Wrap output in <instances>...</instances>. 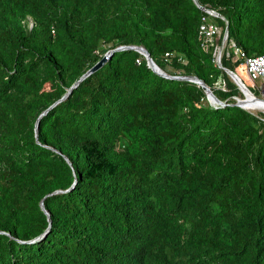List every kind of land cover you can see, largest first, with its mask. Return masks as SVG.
I'll list each match as a JSON object with an SVG mask.
<instances>
[{
    "label": "trees",
    "instance_id": "obj_1",
    "mask_svg": "<svg viewBox=\"0 0 264 264\" xmlns=\"http://www.w3.org/2000/svg\"><path fill=\"white\" fill-rule=\"evenodd\" d=\"M197 2L0 0V264H264V114L215 60L264 55V0ZM120 45L225 105L124 49L52 106Z\"/></svg>",
    "mask_w": 264,
    "mask_h": 264
},
{
    "label": "water",
    "instance_id": "obj_2",
    "mask_svg": "<svg viewBox=\"0 0 264 264\" xmlns=\"http://www.w3.org/2000/svg\"><path fill=\"white\" fill-rule=\"evenodd\" d=\"M195 3L198 2L197 0H194ZM199 7H201L200 5H198ZM203 10H205L206 12H208L210 15L215 16V17H220L223 18V16L221 14H219L218 12L211 10V9H206L201 7ZM228 37V25L225 26L224 32H223V36H222V41H221V45L219 46V53L216 57V63L218 64L219 67H222L223 70L227 73V75L230 77V79L238 86V88L240 89V91L243 94L242 98L239 97H235V102L233 103L236 106H239L243 109L248 110V108L244 105L246 103V101H261L264 103V99L258 98L256 97L251 90L247 87V85L243 82V80L241 79V77L234 71L223 67L221 65V52L222 49L225 46V42L227 40ZM124 49H134L136 51H138L139 53H141L143 55V57L146 59L147 65L158 75H161L163 77L169 78V79H176V80H187V81H191L194 82L196 84H198L199 86H201V88L203 89V91L206 93V97L207 100L209 101V103L211 105H218V106H223L225 105V102L221 101L212 91V89L199 77H197L196 75H171L168 74L167 72H165L163 69H161L156 63L155 61L152 59V57L150 56V53L148 52V50L141 46V45H120L117 46L109 51H107L103 57L97 61L91 68H89L77 81H75L71 87L68 89V91L59 99L57 100L52 106H54L56 103L64 100L65 98H67L69 96V94L72 92V90L78 86V84L87 76H89L90 74H92L93 72H95L96 70H98L100 67H102L106 61L108 59L111 58L112 54L116 51H120V50H124ZM250 111V110H248ZM251 112V111H250ZM41 116V115H40ZM38 119L35 123V138L36 141H38ZM65 160L69 163L70 161L68 160L67 157H65ZM41 208L44 209L45 213L48 216L49 219V225L51 224V220L49 218V214L48 212L45 210L43 202L41 203ZM48 231V230H47ZM46 231V232H47ZM0 233H7V232H3L0 231ZM8 234V233H7ZM46 234V233H45Z\"/></svg>",
    "mask_w": 264,
    "mask_h": 264
},
{
    "label": "built area",
    "instance_id": "obj_3",
    "mask_svg": "<svg viewBox=\"0 0 264 264\" xmlns=\"http://www.w3.org/2000/svg\"><path fill=\"white\" fill-rule=\"evenodd\" d=\"M219 33L220 29L214 23L203 21L199 26V34L203 43L212 44ZM234 52L243 58V62L240 65L242 73L248 77L249 81L252 82V86L256 88V90L259 89L260 95L262 99H264V55L247 56L245 53L239 52L238 48H234ZM218 53L219 47L215 51V60ZM257 79L262 80L260 85L256 83ZM216 86L225 90V85L222 81H219Z\"/></svg>",
    "mask_w": 264,
    "mask_h": 264
},
{
    "label": "rangeland",
    "instance_id": "obj_4",
    "mask_svg": "<svg viewBox=\"0 0 264 264\" xmlns=\"http://www.w3.org/2000/svg\"><path fill=\"white\" fill-rule=\"evenodd\" d=\"M225 43H226V42H225ZM236 72H237V74L241 77V79L243 80V82H244V83H245V84H246V85H247L252 91H254V92L256 93L257 96L260 97V91H259V89L256 90V88H254V87L252 86V82L249 81L248 77L242 73V69H241L240 67H238V68L236 69ZM261 82H262L261 79H257V80H256V83H257L258 85H260ZM217 87H218V86H217ZM248 110H250L252 113H259V112H260V113H263V114H264V111H263V110H255V109H253V111H252V109H248Z\"/></svg>",
    "mask_w": 264,
    "mask_h": 264
},
{
    "label": "bare ground",
    "instance_id": "obj_5",
    "mask_svg": "<svg viewBox=\"0 0 264 264\" xmlns=\"http://www.w3.org/2000/svg\"><path fill=\"white\" fill-rule=\"evenodd\" d=\"M248 109H255V110H263L264 111V103L259 101H246L244 104Z\"/></svg>",
    "mask_w": 264,
    "mask_h": 264
},
{
    "label": "clouds",
    "instance_id": "obj_6",
    "mask_svg": "<svg viewBox=\"0 0 264 264\" xmlns=\"http://www.w3.org/2000/svg\"><path fill=\"white\" fill-rule=\"evenodd\" d=\"M29 26L31 27L32 26V21L30 20V22H29ZM225 47V46H224ZM224 49V48H223ZM222 55V54H221ZM237 73V72H236ZM248 87V86H247ZM249 88V87H248ZM250 89V88H249ZM251 90V89H250ZM251 92L253 93V91L251 90ZM254 95H255V93H253ZM256 97H258V98H261L262 99V97H261V95H260V97L259 96H257V95H255Z\"/></svg>",
    "mask_w": 264,
    "mask_h": 264
}]
</instances>
